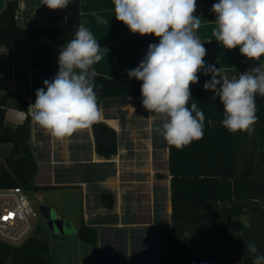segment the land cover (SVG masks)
<instances>
[{
  "label": "trees",
  "instance_id": "trees-1",
  "mask_svg": "<svg viewBox=\"0 0 264 264\" xmlns=\"http://www.w3.org/2000/svg\"><path fill=\"white\" fill-rule=\"evenodd\" d=\"M17 10L18 2L8 1L0 12V47L28 44L36 68L50 66L82 23L81 0H71L63 10L65 28H23L17 23ZM211 65L219 68V64ZM141 84L137 79L96 73L94 91L99 108L104 99L142 97ZM191 95L189 107L197 103L206 117L204 136L182 149L168 144L172 215L170 224L158 230V264H252L254 254L247 251L249 243L264 253V97L256 96L259 120L249 136L230 133L221 126L223 106L214 92L197 83L191 86ZM29 105L25 98L0 95V143L12 145L4 161L0 159V189L21 187L28 193L65 188L35 185L38 161L30 145L31 117L27 115L16 128L6 123L9 109L27 113ZM207 119H214L215 126H208ZM93 129L98 153L106 157L115 154L116 144L110 146L104 138L112 129L98 120ZM101 204L111 211L116 197L103 193ZM222 207L230 212L228 224L219 220ZM39 230L40 225L20 245L0 241V264H54L50 244L37 235ZM78 235L96 249L97 227L83 222Z\"/></svg>",
  "mask_w": 264,
  "mask_h": 264
},
{
  "label": "clouds",
  "instance_id": "clouds-1",
  "mask_svg": "<svg viewBox=\"0 0 264 264\" xmlns=\"http://www.w3.org/2000/svg\"><path fill=\"white\" fill-rule=\"evenodd\" d=\"M42 2L50 10H63L71 0ZM114 5L115 18L133 34L159 39L149 44L144 58L127 75L142 81V106L168 118L157 129L166 143L182 149L203 139L205 114L195 102L189 107L191 86L199 83L201 71L211 74L203 88L214 92L223 106L221 126L233 134H254L259 120L256 96L264 97V64L231 79L206 64L207 49L195 34L201 27V19L194 15L196 0H114ZM211 10L216 14L212 35L224 48H239L249 60L264 56V0H218ZM100 50L93 33L79 24L74 38L60 49L57 74L36 90L27 115L52 137H70L100 118L92 70L103 59ZM207 124L215 126L216 121L207 119ZM247 251L254 254L252 264H264V253L255 243H249Z\"/></svg>",
  "mask_w": 264,
  "mask_h": 264
},
{
  "label": "crops",
  "instance_id": "crops-1",
  "mask_svg": "<svg viewBox=\"0 0 264 264\" xmlns=\"http://www.w3.org/2000/svg\"><path fill=\"white\" fill-rule=\"evenodd\" d=\"M8 1L18 2L16 20L18 25L23 28L66 27L67 18L63 13L64 9L50 10L47 6L43 5L42 0H0V12L6 8ZM196 2L197 9L194 15L201 19V27L195 30V34L201 42L204 43V47L207 49V54L204 57L206 64H219L220 71L225 79L237 78L239 73L257 67L260 64H264V56H262L259 61L249 60L240 54L239 48L228 50L212 35L213 28L215 27L216 14L211 9L212 5L217 3L218 0H196ZM81 13L82 23L93 33L94 38L98 40L101 46L100 51L103 59L93 65L92 69L96 73L106 77L129 78L127 72L139 65L148 50L149 44L159 42V39L154 35L140 36L139 34H133L123 22L117 21L115 18L114 0H81ZM0 51H2L3 55L1 64L9 68L7 71L3 70L4 72L0 69L2 73L0 75V95L7 93L13 94L25 98L30 104H34L36 90L32 84H30V79L35 73V76H38L42 72L49 70L48 68L50 67L33 69L31 51L26 43L18 42L12 46L0 47ZM25 55L26 57H23ZM198 75L199 85H203L204 83L202 82L210 80L211 77V74L205 75L202 71L198 73ZM27 82H29L28 86ZM115 100L124 101L128 105L137 104L135 105L136 107L130 108L132 109V114L140 112L143 116L147 112L142 106V97L108 98L102 100V105L100 106L101 116L98 122L106 124L114 131V133H112V130H109V133L104 134V138L108 142V145L111 146L113 143L116 144L117 152L115 154L106 157L98 153L93 123L85 129L78 130L70 137L60 139L62 150H60L61 156L58 162L53 161L52 154L56 152V148L52 149V144H50V148L52 149L50 155L51 163L46 170L52 171L53 173H55L58 168L63 170L64 172L61 177H63L65 181L55 182L53 185L45 186H65L64 189H69L68 191L79 192L82 197V203L79 208L81 209V215L79 216L81 220L80 226L83 222L90 227L95 226L96 224H89V219H93L99 213L111 212L116 209L126 212L124 209L125 206L123 205L125 200L124 185L129 187V184H131L135 187H144L145 189L148 187V172L150 171L148 150L150 145L147 143V140L139 138L133 139L134 145H130L131 150L128 149L127 146L121 144L119 139L123 124H121L120 119L114 117L113 109L115 105L112 103ZM127 109L125 110L127 111ZM18 111L19 110L9 109L6 113V123L12 128H16L18 125L24 123L17 122L16 114ZM167 119L166 117L165 120ZM132 121L133 120L130 121L129 127H131V132H133V134L142 135L144 131L147 130H140V128L132 129L135 126L142 127L144 124V119L142 117L134 119V123ZM32 124L31 138H35V136L37 137L38 134H40L39 125L33 120ZM84 132L87 138L85 141H89L90 143L89 153L86 151L84 153V147H82L84 139L83 137L79 138ZM113 136H115V138ZM40 140L39 143H42L43 147L46 145L49 148L45 140ZM30 143L34 151L33 140L30 139ZM131 154H133V158ZM34 155L36 159L35 152ZM165 155L169 172L168 143H166ZM110 163L113 164L114 171L105 179L97 178L95 175L93 176L95 172L90 171L91 167L93 168L94 166L97 167L98 165ZM39 166L40 171L41 163L38 161V167ZM118 166H120L121 172L117 171V168H119ZM76 169L83 170L81 177L79 175L80 171L75 172ZM125 177H127L126 180H124ZM160 177L162 180L167 178V176ZM170 180L171 176L168 179L166 194L169 198V213L172 211ZM110 192L116 197L117 203L115 204V208L111 211L104 208L101 204V195ZM171 215L172 213L170 217ZM151 226V222L128 224L127 230H129V232L123 229V232L126 233L127 236H124L126 238L124 244L122 243L120 245V234L118 233L120 232V228L117 229L111 226H108L111 228L107 227L105 230L97 228L99 242L96 249H94L97 264H150L152 243L150 242L149 231L153 230ZM158 230L159 227L156 228L157 232ZM131 231L140 232L137 238H135L137 245L133 244L135 240L134 235L130 233ZM76 234H78V230ZM157 241L158 264L160 251L159 234ZM134 249L137 255L134 254Z\"/></svg>",
  "mask_w": 264,
  "mask_h": 264
},
{
  "label": "rangeland",
  "instance_id": "rangeland-1",
  "mask_svg": "<svg viewBox=\"0 0 264 264\" xmlns=\"http://www.w3.org/2000/svg\"><path fill=\"white\" fill-rule=\"evenodd\" d=\"M23 57H26V55ZM2 58V51H0V69L2 70V72H4L9 68L5 67L4 64H1ZM48 67H50L48 68L49 70L42 72L38 76H35V73L34 76H32V78L30 79V84H32L35 90L44 87L43 81L45 79L50 80L55 77L59 69L58 58L53 60L52 64ZM35 68L36 67L33 66V69ZM1 74L2 73L0 71V75ZM205 82L206 81H203L202 83ZM28 85L29 82H27V86ZM112 104L115 105L113 109L114 117L120 119L121 124H123L121 127V135L119 139L121 141V144L127 146V148L131 150L130 145H134L133 139L139 138L147 140V143L150 145L148 150L150 158V171L148 172L149 182L147 184V189H145L144 187H135L131 184H129V187H126V185H124L125 200L123 205L125 206L124 209L126 210V212L116 209L111 212L99 213L93 219H89V224H96L97 226H95L101 230L107 229L108 226L115 227L117 229L120 228V232H118L120 234V245L122 243L124 244V241L126 239L124 236H127V234L123 232V229H126V232H129V230H127L128 224L151 222V228H153V230L149 231L150 242L152 243L150 264H157V239L159 232L156 231V228H160L168 223L170 224L171 222V213H169V198L166 195L168 189V179L170 177L167 169L168 162L165 155L166 141L164 140L163 136L157 131V129L162 128L163 123L166 122V116L163 114L150 113L149 111H147L143 116L140 112L132 114V109L130 108H134V106L137 104L128 105L124 101L115 100ZM127 108H129L130 110ZM125 109H127V111ZM141 117L144 119V124L142 125V127L134 125L135 127L132 129L140 128V130H147L144 131L142 135L133 134V132H131V127H129V123L131 120H133L132 122L134 123V119H138ZM41 129L42 128L39 126L40 134H38L37 137L35 136V138H31L34 143L36 161L38 159V161L41 163V170L39 171V166L38 174L36 175L35 179V185L45 186L53 185V183L55 182H63L65 181V179L61 177L62 173L64 172L63 170H60L58 168L55 173L46 170L48 165L51 163L50 155L52 149L56 148V152L52 154L53 161H60V150H62V146H60V139L52 137L44 129ZM85 134L86 133L84 132V134H81L79 138L83 137L84 139V142L82 143V147H84V153L85 151L89 153L90 143L89 141H85V139H87ZM40 139L45 140V142L48 143L49 148L46 145L43 147V144L39 143L41 141ZM50 144H52V149L50 148ZM11 147V145L0 143V157L2 161H4V158L9 154ZM131 155L130 156L133 158V154ZM118 167L119 168H117V171L121 172L120 166ZM90 169V171L95 172L93 176L95 175V177L97 178L105 179L110 176V174H112V172L114 171V166L110 163L106 165H98L97 167L94 166ZM78 171H80L79 175L81 177V173L83 172V170L76 169L75 172ZM160 176H167V178L165 180H162ZM126 179L127 177L124 178V180ZM68 190L69 189L64 188L55 190L40 189L37 191L33 190L28 192L27 195L30 203L38 213V217L36 220L33 219L32 221H30V224L25 225V228L31 227L30 232L21 238L18 237V235H11V237L0 235V241L6 240L14 245H20L28 236L35 234L34 230L38 225H40V230L38 231L37 235H39L41 239L49 242V256L51 257L53 263L55 260V264H97L93 246L84 242L78 236V234H76L78 228H80L81 222L79 217L81 215V209L79 208L82 203V197L80 196L79 192H72ZM43 206L52 208L55 212V215L60 219L70 221L72 223L73 230L64 233H53V231L50 229V222H48L49 220L46 219L41 212V208ZM244 220L246 221L247 219L244 218ZM130 233L134 235L135 241L133 242V244L137 245L135 238H137V235H139L140 232L131 231ZM134 254L137 255L136 251L134 252Z\"/></svg>",
  "mask_w": 264,
  "mask_h": 264
},
{
  "label": "built area",
  "instance_id": "built-area-1",
  "mask_svg": "<svg viewBox=\"0 0 264 264\" xmlns=\"http://www.w3.org/2000/svg\"><path fill=\"white\" fill-rule=\"evenodd\" d=\"M26 117L27 113L23 111L16 114L17 122H25ZM37 217L38 213L23 188L0 189V235H18L21 238L30 232L31 227L25 228V225Z\"/></svg>",
  "mask_w": 264,
  "mask_h": 264
},
{
  "label": "water",
  "instance_id": "water-1",
  "mask_svg": "<svg viewBox=\"0 0 264 264\" xmlns=\"http://www.w3.org/2000/svg\"><path fill=\"white\" fill-rule=\"evenodd\" d=\"M41 212L46 219L50 222V229L53 233H64L73 230L72 223L67 220L60 219L55 215L52 208L43 206ZM219 220L221 223L228 224L230 222V212L226 211L223 207L220 209Z\"/></svg>",
  "mask_w": 264,
  "mask_h": 264
}]
</instances>
